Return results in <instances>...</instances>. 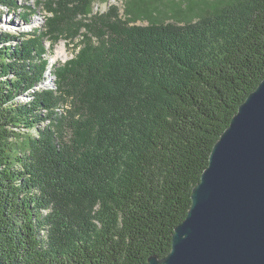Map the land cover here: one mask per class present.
I'll use <instances>...</instances> for the list:
<instances>
[{
  "label": "trees",
  "instance_id": "trees-1",
  "mask_svg": "<svg viewBox=\"0 0 264 264\" xmlns=\"http://www.w3.org/2000/svg\"><path fill=\"white\" fill-rule=\"evenodd\" d=\"M203 1L184 24L98 17L97 40L58 64L44 38L63 11L49 8L53 29L19 45L0 34L6 264H148L170 252L214 144L264 79V0ZM50 65L56 80L42 86Z\"/></svg>",
  "mask_w": 264,
  "mask_h": 264
},
{
  "label": "water",
  "instance_id": "water-1",
  "mask_svg": "<svg viewBox=\"0 0 264 264\" xmlns=\"http://www.w3.org/2000/svg\"><path fill=\"white\" fill-rule=\"evenodd\" d=\"M191 198L170 252L148 264H264V79L214 144Z\"/></svg>",
  "mask_w": 264,
  "mask_h": 264
},
{
  "label": "rangeland",
  "instance_id": "rangeland-1",
  "mask_svg": "<svg viewBox=\"0 0 264 264\" xmlns=\"http://www.w3.org/2000/svg\"><path fill=\"white\" fill-rule=\"evenodd\" d=\"M174 1L175 5L172 0H95L90 10L86 11L83 0H17L18 5L15 9L10 8L11 10L0 4V34L8 32L16 36L11 40L12 45H19L23 33L30 37L35 30L41 29L45 34L53 29L49 26V17L53 16L49 8L63 11V23L59 24L61 19L54 23V31L44 38L50 62L58 64L75 55L80 48L77 46L83 42L86 35H92L94 40H97V32L103 30V22L98 17L120 19L134 25L163 22L184 24L198 20L208 10L203 0H185V3L183 0ZM26 8L30 9L29 16L24 17ZM63 46L65 52L60 53ZM52 68L53 65H50L42 86L54 85L56 78L51 72ZM11 77L12 75H9L3 79ZM30 100L28 92L17 97L19 102ZM47 124L48 121L44 125Z\"/></svg>",
  "mask_w": 264,
  "mask_h": 264
},
{
  "label": "bare ground",
  "instance_id": "bare-ground-1",
  "mask_svg": "<svg viewBox=\"0 0 264 264\" xmlns=\"http://www.w3.org/2000/svg\"><path fill=\"white\" fill-rule=\"evenodd\" d=\"M65 52V48L64 46L60 48V53H64Z\"/></svg>",
  "mask_w": 264,
  "mask_h": 264
}]
</instances>
